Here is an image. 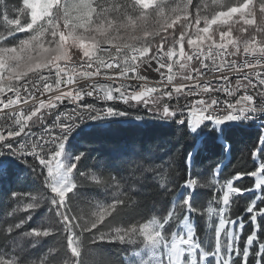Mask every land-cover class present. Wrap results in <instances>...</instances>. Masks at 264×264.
Returning <instances> with one entry per match:
<instances>
[{"label":"snow or ice","instance_id":"6c2138e0","mask_svg":"<svg viewBox=\"0 0 264 264\" xmlns=\"http://www.w3.org/2000/svg\"><path fill=\"white\" fill-rule=\"evenodd\" d=\"M235 25L246 35L234 37ZM101 75L112 83L74 87L77 76ZM86 96L113 103H80ZM65 101L75 106L58 110ZM4 109L11 123L0 130V202L12 218L0 223V264H113L100 252L117 243L116 264H264V0H18L11 14L0 0ZM148 121L176 125L190 141L179 179L144 168L131 145L105 148L113 124ZM253 127L251 169L221 183L217 166L212 178L219 189L208 215L219 218L205 246L191 223L201 211L193 167L231 155L235 134ZM92 160L93 171L82 170ZM81 177L106 194L83 214L72 207ZM245 177L254 178L250 186L234 185ZM36 180L56 218L48 226L32 223ZM245 193L250 215L232 217L230 198ZM166 196L170 207L145 212L147 201ZM20 206L28 215L17 218ZM49 236L56 246L30 251Z\"/></svg>","mask_w":264,"mask_h":264},{"label":"trees","instance_id":"16d2710c","mask_svg":"<svg viewBox=\"0 0 264 264\" xmlns=\"http://www.w3.org/2000/svg\"><path fill=\"white\" fill-rule=\"evenodd\" d=\"M18 3V0H6V4L15 6ZM159 40V37L156 38ZM171 41V39H169ZM176 70V69H175ZM257 133L258 129L247 128L242 131H238L233 140L234 148L231 155L227 156H212L210 158L204 159L203 162H198L193 167V175L195 177H207L212 173L217 166H222L220 178L222 180L233 178L235 174L243 171H248L251 169L253 165V157L251 156V150L254 146H256L257 140ZM104 141L105 148L108 149H115L119 145H131L137 150V155L140 160L145 162V159L151 156V159H158V158H165L167 163L165 165V169L162 171H167L169 179H179L177 172L179 170V164L181 160V150L182 146L190 141L185 140L182 138L181 133L177 131L176 125H168L162 126L155 124H149L144 127H135L132 125H123V124H113L112 128L102 137ZM161 152L163 155H160ZM161 160H153L151 164L152 166H157L156 164L159 163ZM95 164V161H87L85 162V168L82 169L87 172H92L93 168L92 165ZM139 175V174H137ZM254 178L245 177L242 180L233 181L234 185L240 187H248L251 185V182ZM81 184L83 183V177L80 178ZM79 186V191L77 196L72 200V204L82 210L86 209L85 203L83 201L84 191L87 192L90 200L95 203L100 200H104L105 192L102 188L95 185L93 181H90L88 185H81ZM42 188L39 180L35 181V187L32 189L33 192L39 193L43 197V192L39 191ZM72 195V194H69ZM217 193L213 191H201L197 189V193L195 195L194 203L197 207L198 200H200V208L204 206L205 203L202 204L203 201H206L208 198H214ZM251 194L245 193L244 195H238L233 198L231 210L229 215L232 217L239 216H247L250 215L246 213L245 209L247 204L249 203ZM211 198V199H212ZM172 197H156L158 203H154L153 200L147 201L148 208L145 209V212L151 216L158 214L164 210L165 207H170V203H168ZM83 206V207H82ZM155 207V212H148V209ZM7 204L5 202H0V223L7 219ZM198 207V208H199ZM45 207L38 209L37 216L38 219L33 218L32 223L36 225L40 216L44 212ZM194 218L195 223V230L196 234L201 239L205 234V225L202 216H199L197 213H193L192 217ZM27 225L25 228H28ZM247 224L245 228V233L247 232ZM45 247L47 244H51L53 242H57L55 237H46L44 240ZM2 243V241H0ZM121 245L112 244L106 245L105 248L107 250L101 251L100 254L107 259L113 261V264H116L117 257L119 255H123L120 252ZM100 251V250H98Z\"/></svg>","mask_w":264,"mask_h":264},{"label":"rangeland","instance_id":"374dc122","mask_svg":"<svg viewBox=\"0 0 264 264\" xmlns=\"http://www.w3.org/2000/svg\"><path fill=\"white\" fill-rule=\"evenodd\" d=\"M11 1H14V0H11ZM5 3H6V0H5ZM13 7H14V6H12V5H9V6H8V8H9V13H10V14H11V10H12ZM178 27H179V25H177V28H178ZM239 27H240V25H235V26H234V31H233V35H234V37H243V36L246 35V33H241V32L238 31ZM169 31L171 32V30H169ZM20 35L23 36V35H26V34L21 33ZM169 39H171V36H169ZM147 123H148V122H147ZM157 124H160V123H157ZM123 125H128V124H123ZM160 155H163V153L161 152ZM158 159L161 160V161L159 162V163H161V164H156L157 166H152V165H153V164H151L152 161H153V160H158ZM158 159H151V156H150V157H148V158L145 159V162H146V163H143V161L140 160V159H138V163H140L144 168H155V169H157L158 171H162V169H163V170L165 169L164 167H165V165H166V163H167V160H166L164 157H163V158L161 157V158H158ZM221 169H222V166L219 167V172H220V173H221ZM216 171H217V169H215L212 173H210V175H208L207 177H204V178H202V177H195V176H194V177L196 178V180H197L196 187H195V189H194L195 195H196V193H197V189L201 190L202 192H203V191H213V192H215V193L218 194L219 184H213V180H212L213 176L216 175ZM137 174H139V172H137ZM152 175H153V173H151V172H145V173H144V177H147V178H150ZM90 181H91V180H89V179H84V178H83V183H84V184H81V185H88V183H90ZM233 181H236V180H233ZM220 182H221V183L223 182V180H222L221 178H220ZM33 194H34V195H37V197L41 200V203H40V206H39V207H37L36 209L32 210V212H31L32 217L38 219V216H37V211H38V209L45 207V210H44V212L42 213V215L40 216L38 222H36V225H44V226H48L49 224L54 223L56 218L54 217V215H53L51 212L48 211V209H47V202H46V201L43 199V197H42L39 193H37L36 191L33 192ZM70 194H71V193H70ZM248 194H251V193H248ZM238 195H240V194H233V196H232L230 199L233 200V198H234L235 196H238ZM251 195H252V194H251ZM83 196L85 197V198H83V201L85 200L84 202H85V203H86V202L88 203V204H85L86 207H84V208H86V209H84V210H82L83 208L79 209V208L75 207V206L72 204L73 209H74L77 213H80V214H83V213H87V212H89L90 209H91V206L94 205V204L96 203V202L93 203V202L90 200V198H89V196H88V194H87L86 191H84ZM211 198H212V197H211ZM211 198H208L206 201H203L202 204H203V203H205V204H204L203 207H202V205H201V208L199 207V206H200V200H198V203H196V204H197V207H199V208L201 209V211L198 212L197 214H198L199 216H202V217H203V220H204L205 234H204V236H203L200 240L203 242V244H204L205 246H208L210 243H211V244H214V242H215V237H214L213 225H215V224L218 223V218H219V217H218V214H215V213H214L212 216H209V215H208V208H209V207H213V208H216V207H217L216 202H215V199H214V198L211 199ZM100 201H102V200H100ZM13 207H17V205H13ZM82 207H83V206H82ZM10 211H11V209H10L9 207H7V214H6L7 219H11V218H12V217H10V216L8 215V213H9ZM27 215H28V212L25 211V210L23 209L22 206H20V211H18V212L16 213V217L19 218V217H23V216H27ZM155 215H156V214H155ZM191 223H192L194 226H196V225H195L196 221H195L194 218H191ZM27 225H28V224H25L24 227H26ZM175 227H177V225H173V228H174V229H175ZM226 227H227V226H226ZM49 237H53V236H49ZM222 237H223V234H222ZM45 238H46V237L39 238V239H40V244L37 245V249H30V251L35 252V251H37V250L43 248V247L45 246V243H46V242H44ZM25 243H26V241H25ZM57 244H58V241H57V242H53V243H51V244H47V247H45V248H43V249L46 250L47 248H49V247H54V246H56Z\"/></svg>","mask_w":264,"mask_h":264},{"label":"built area","instance_id":"2783aa9c","mask_svg":"<svg viewBox=\"0 0 264 264\" xmlns=\"http://www.w3.org/2000/svg\"><path fill=\"white\" fill-rule=\"evenodd\" d=\"M241 59H242V57H241ZM103 71L104 70H102V72ZM174 71H175V68H174ZM140 72L143 75L149 76L150 79L151 78H156V79L159 78V74L157 72L152 71L150 68H147V65H142L140 67ZM232 75H233V78H235V74L233 73ZM76 80H77V85H74V87L75 86H81V87L87 88L88 85L91 82H93V81H99V82L104 83V84L112 83V81H109L104 75L97 76V77H92L91 79H89V78H81V77L77 76ZM119 82L120 81H116L117 84ZM125 83H145V82L144 81H138V82L125 81ZM257 99H259V98H257ZM80 103H82V104L83 103H92V104L96 105L97 107H101V106H104L105 103L112 104L113 102H105L103 100L95 99L94 97H87L86 96V97H84L83 100L80 101ZM181 103H183V100L181 101ZM74 106H75L74 104H69L67 101H65L64 104L60 105L58 110L68 111L71 108H73ZM115 106L119 107V108H122V109L123 108H127V105H124V104H122L120 102H115ZM22 107L27 108L28 106L27 105H22ZM8 111H9L8 109H4L3 112H0V130H4L5 126L7 124L11 123V121L8 120L7 117L4 115V113H7ZM128 111L135 113L137 111V109L136 108H131V109H128ZM140 111H141V114H143V109H141ZM29 123H31V122H29ZM34 131H36L37 133L39 132V125L36 126Z\"/></svg>","mask_w":264,"mask_h":264},{"label":"bare ground","instance_id":"6f19581e","mask_svg":"<svg viewBox=\"0 0 264 264\" xmlns=\"http://www.w3.org/2000/svg\"><path fill=\"white\" fill-rule=\"evenodd\" d=\"M147 119V118H146ZM148 123H150V124H152V123H159V122H152V121H148ZM166 126H168V125H166Z\"/></svg>","mask_w":264,"mask_h":264}]
</instances>
